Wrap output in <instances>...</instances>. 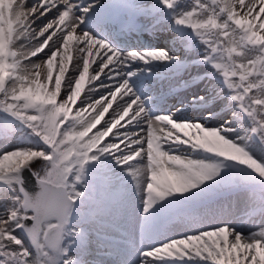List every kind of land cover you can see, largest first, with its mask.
I'll return each instance as SVG.
<instances>
[{
    "label": "snow or ice",
    "instance_id": "6c2138e0",
    "mask_svg": "<svg viewBox=\"0 0 264 264\" xmlns=\"http://www.w3.org/2000/svg\"><path fill=\"white\" fill-rule=\"evenodd\" d=\"M114 2L121 15L104 17L97 22L98 27L136 30L141 26L140 18L154 16L157 7L150 0ZM10 3V7L0 8V111L30 129L46 150L17 145L5 147L0 153V183L8 185L13 193L11 207L0 211V257L4 258L0 264H104L89 259L93 244L90 233L83 226L74 227L72 217L92 186L90 180L107 190L114 204L121 208L128 205L132 194L124 186L123 176L112 170L111 161L131 177L145 205L146 219L139 246L116 224H105L123 238L105 236L112 245L106 246L104 255L120 257L119 264H264V226L249 235L228 225L215 226L142 250L154 239L152 210L168 197L199 189L220 176L224 167L222 163L188 159L187 154H172L173 145L202 149L245 166L238 169L241 181L258 186L249 193L248 220L264 221V161L239 146L247 142L243 137L234 141L225 138L236 132L232 122L219 130H207L198 123L174 122L175 113L154 117L131 87L127 72L133 63L167 60L179 64L180 57L166 50L122 52L94 38L83 26L98 7L105 6L104 0ZM179 3L160 0L172 11ZM29 11L31 16L26 22ZM45 18L48 20L42 28L33 27ZM175 22L192 29L208 45L211 54L206 62L220 60L215 67L222 70L232 101L252 122L248 138L256 137L264 144V0H195L193 9L179 14ZM21 34L34 42L23 54L16 46L17 39L23 38ZM222 55L226 57L223 64ZM82 75L90 85L89 98L99 91L98 81L105 92L73 112L77 102L73 105L69 97ZM117 96L120 102L111 117L104 120ZM102 120L103 125L97 128ZM11 135V129H0V138L7 140ZM37 160L45 162L40 172L33 169ZM137 162H143V166ZM93 165L99 167L90 177L89 167ZM25 170L37 177L39 192L34 195L23 186ZM211 191L195 193L193 198ZM0 198L7 199V193ZM179 203L174 200L169 206ZM165 210L162 206L157 212ZM92 223H99L97 212L81 220V225ZM17 230H26L31 237L34 257L26 248L19 251L23 242L14 235ZM135 252H139L138 260ZM128 256L133 258L126 259Z\"/></svg>",
    "mask_w": 264,
    "mask_h": 264
},
{
    "label": "rangeland",
    "instance_id": "374dc122",
    "mask_svg": "<svg viewBox=\"0 0 264 264\" xmlns=\"http://www.w3.org/2000/svg\"><path fill=\"white\" fill-rule=\"evenodd\" d=\"M203 1L204 3H207V0ZM150 2L156 3V0H150ZM183 12H185L184 9ZM177 28V24L175 27H169L166 40H161L163 42L166 41L167 45H163L162 42L160 46L165 47L164 50L168 51L169 55L180 57L182 63L180 62V65L174 63V65L178 66L177 70H175V74H173V69H167L166 76H169L168 78L171 80V84H174L176 87L172 91L181 90L178 87H182L184 92L180 93L179 96L177 95V99L174 101L171 100L167 104V106H170V108L173 109L171 111L172 113L166 114L167 112H165L162 115L171 116L175 113L176 116L174 122L198 123L202 127H206L207 130H219L226 125V122L231 121V126L236 129L233 122V116L236 114L239 107L236 102L231 99L232 92L227 88V85L224 82L222 70H218L215 67V63L218 59L213 60L211 63L206 62L211 54L208 45L199 36V41L196 42L195 38L197 35L192 29L187 27L188 33L184 34L182 29H179L180 32H178ZM100 31L101 33L103 32V30ZM19 43L21 45H24V43H31V45H33L29 40L24 42L20 41ZM150 44L153 45V43ZM145 49L147 52L157 50L156 48L151 49L149 47H145ZM43 56L44 54H42L41 57ZM41 57L35 59L39 60ZM153 62L156 63L157 61ZM155 67L158 68V65ZM148 71L149 69L144 68L142 72L129 78V83L133 90L135 91L138 89L141 95L145 94L147 89L157 81V79H151L148 82L149 85L145 84V79H148V77L151 76L146 73ZM7 79L8 77L6 76V80ZM177 82L178 84H176ZM96 86L99 88V91L89 98L87 93L90 85L86 84L80 101H77V105L73 107V112H75L77 107L85 106L88 99L95 100L100 98V94L105 92V89L100 87V85ZM163 92V96L156 98L158 102L169 93L167 90ZM200 97H204V99L201 100ZM119 102L120 98L117 96L116 101H112L113 106L109 109L108 113L105 114L104 120L111 117L113 110L116 108V104ZM179 102L181 103L179 104ZM105 103H107V101H105ZM152 104L153 105L150 106V108H152L153 111H156L158 108L157 102H153ZM1 113L3 112L0 111V116ZM153 116L160 115L153 114ZM4 118L6 122L5 127L11 129L12 135L7 140L0 139V153H2V150L5 147L11 148L17 145H24L19 140V133H23L21 126L23 124L5 113ZM104 120L101 121V124L97 125V128H100L103 125ZM93 131H95V129H93ZM240 137H243V134L236 129L234 135L226 136L225 138L234 141ZM253 138L256 137H252V139ZM36 139L39 140L41 145L35 144ZM27 141L29 142L27 145L36 150H46V146L38 137H35L34 134H30ZM261 145L262 149L257 152L248 151L244 147V143H240L239 146L248 151L253 158H256L258 161H264V144ZM182 153L187 154L186 158L188 159H204L205 162L209 163H222L224 164V167L221 170L220 176L215 177L212 181H206L199 189H194L189 193L175 194L172 197H168L161 201L160 204L152 210L155 214L153 232L155 230L159 231L157 236L151 241H148L146 247L142 250H148L149 247L160 246L162 243L183 238L186 235H196L202 231L211 230L215 226L228 225L230 228L242 231L245 235H249L253 231L258 230L259 227L263 226L262 221L261 223H255L248 220L247 213L249 211V205L245 200L241 199V194L243 193L242 187H240L233 175L228 171V168H226L227 162L240 166L238 162L228 161L226 158L219 157L214 153H207L202 149L192 150L184 145L172 146V154L181 155ZM44 165V161L37 160L33 165V169L40 172L43 170ZM110 165L114 172L123 176L124 181H126L124 186L130 190L132 194L128 205L121 208L119 205L114 204L109 198L110 193L99 183L90 180L92 186L89 188L88 192L91 196L90 198L85 197L83 204H81V209L86 210V214L84 217H81V211L75 210L72 220H74V227L83 226L90 233L93 244L91 246V255L89 256V259L101 260L104 264H119L120 257L111 258L104 255V253L108 251V247L106 246L112 245V241L105 239V236H112L117 239L123 237H121L120 232H115L112 229L106 228L103 224H116L123 232L127 233L128 239L139 246L141 237L137 227L139 221L145 216V205L142 202L141 196L136 194L135 184L130 179V176L126 175L125 170L116 166L115 161H111ZM141 166H143V162H141ZM98 167L99 166L97 165L89 167L90 177ZM253 175L258 177V174L253 173ZM224 182H226V184ZM13 183H15V181H13ZM117 183L119 186L121 182L118 181ZM218 184L219 187H217ZM207 189H212L209 193L212 195L210 198L205 195L193 198L195 193ZM4 193H7V199L0 198V211H3L5 206L11 207L13 202V193L11 189L8 185L0 183V197H3ZM175 196L179 199H175ZM174 200L180 201L181 203L169 206ZM162 206L165 207L166 210L164 212H157V209ZM93 212L98 213L99 223L81 225V220L87 218ZM260 219L261 218L259 217L256 218V220ZM14 235L23 242V248H20L19 251H23V249L26 248L34 257L36 251L22 230H17L14 232ZM117 247L123 248V245H117ZM77 251H79V249ZM132 258L133 256L126 257V259L129 260ZM134 258L136 260L139 259V252L134 253ZM3 260L4 258L0 257V262ZM168 264H181V262L169 261ZM187 264H195V262H187Z\"/></svg>",
    "mask_w": 264,
    "mask_h": 264
},
{
    "label": "bare ground",
    "instance_id": "6f19581e",
    "mask_svg": "<svg viewBox=\"0 0 264 264\" xmlns=\"http://www.w3.org/2000/svg\"><path fill=\"white\" fill-rule=\"evenodd\" d=\"M14 0H10V2H13ZM93 1V0H92ZM201 2L204 3L203 0H201ZM104 3H107L108 4V8L107 10L109 11H115L114 13H117V14H114L113 15H121V9L117 6H115V2L114 0H104ZM156 3H157V10L155 12V15L154 16H150L148 17V19H144V17H141L140 18V23H142L144 25V29L146 30V35H149V32L150 29L152 28H155V30H157L156 32V36H148V37H151L153 40L156 41V47L158 50H164V47L162 46H159L160 44L159 43V37L161 40H166V37L164 36L165 32L164 30L166 31L167 29H169V27H175L176 25V19L178 18V15L179 14H182L183 13V9L185 11H191L193 9V7L195 6V0L193 1H190V0H180V3L178 4L177 8L175 9V11H172V10H168L166 8L163 7V5L160 4V0H156ZM160 6L162 7L161 9V12H159L158 8H160ZM181 7V8H180ZM106 10L103 9L102 7H98L96 9V12L89 17L88 21L89 22H95V21H99L101 19H103L104 17H107V15L105 14ZM156 18L158 21L156 24H154L155 21L152 20V18ZM48 18H45L44 20L42 21H37V23L33 26L34 28H42L44 26V24H46ZM175 22V23H174ZM181 25H179L178 27H180ZM84 27V30L85 31H89V33L91 35H93L94 38H97V39H103V33H100L99 32V29H102L103 27H93V25L87 23L86 25L83 26ZM186 27V26H185ZM184 28V27H182ZM155 32V31H154ZM194 32V31H193ZM186 33V32H185ZM195 33V32H194ZM196 42L199 41V37L196 36L195 38ZM22 42L24 41H27V39L25 40H21ZM105 41V40H104ZM107 43H109L112 47H114L116 50H119L121 51V49H119V47L117 46V44L115 43V41H105ZM34 43V42H32ZM135 45L133 47H130V51L129 52H132V51H136L138 52V50H142L143 49V45L144 43L142 41H138V42H135L134 43ZM24 46L26 47H30L32 48L33 45H31V43H24ZM132 48V49H131ZM123 52V51H122ZM43 54V53H42ZM41 54V56H42ZM38 58V57H37ZM154 63H150V64H144L143 62L142 63H139V62H136V63H133V65L131 66V68L128 70L127 72V75L129 78L132 77V73H136L138 74L139 72H142L144 70V68H148L149 71L147 72L148 75H152L154 73H157V72H162V70H158L157 71V68H154ZM71 68V66H70ZM70 76L73 75L72 73L69 74ZM78 75V73L76 74ZM90 75H91V70H90ZM104 78L102 77V80ZM148 79H155L153 77H150ZM106 83H111V81H105ZM146 83H148V80L146 79L145 80ZM97 85L99 86L100 85V82L98 81L97 82ZM171 81L170 80H160L158 81L157 84H155L152 88H151V93L150 95L151 96H156L158 95L160 92H163L167 89H169L171 87ZM170 91V90H169ZM137 96L140 97V99H142L144 102H145V107L147 108V110L149 111V113L151 115L154 114V112L152 111L153 109L150 108V103L149 101L144 98L138 90L135 91ZM184 91H176V92H173V93H170L167 98L164 100V102L160 103L159 105L161 106H158V108L156 109V111H160L162 108H163V104L164 105H167L171 99H176L177 95L180 94V93H183ZM186 99V98H185ZM153 102V100H152ZM167 108H165L166 110ZM164 110V112H165ZM170 110L168 109L167 110V113L169 112ZM156 115H161V114H156ZM123 123V122H122ZM138 166L139 167H142L141 166V162H137ZM131 179V177H130Z\"/></svg>",
    "mask_w": 264,
    "mask_h": 264
},
{
    "label": "trees",
    "instance_id": "16d2710c",
    "mask_svg": "<svg viewBox=\"0 0 264 264\" xmlns=\"http://www.w3.org/2000/svg\"><path fill=\"white\" fill-rule=\"evenodd\" d=\"M219 62H220V60L218 59L216 64ZM233 122H234V125H235L236 129L238 130V132H242L244 139L247 141L246 143H244V147L248 151L257 152V151L262 149L261 142L259 141L258 138L252 139V137H251V138L247 139L248 130L252 127V122L247 118V116H245L240 111V109H238L236 114L233 116ZM1 125H2V122H0V129L2 128ZM226 168H228V171L233 175L236 182L240 185V187H242L243 193L241 194L242 196L240 195L241 199L245 200V202H247V204L250 206L249 193L253 190L258 189V186L254 185V184H246V183L241 181L240 178H241L242 173L240 171H238L239 168H242L241 166L227 162ZM247 171H249V170H247ZM80 206L81 205L78 204V206H77L78 210L81 208ZM262 224L264 226V221H262Z\"/></svg>",
    "mask_w": 264,
    "mask_h": 264
},
{
    "label": "clouds",
    "instance_id": "9594fccd",
    "mask_svg": "<svg viewBox=\"0 0 264 264\" xmlns=\"http://www.w3.org/2000/svg\"><path fill=\"white\" fill-rule=\"evenodd\" d=\"M11 3L10 0H0V8H7L10 7ZM31 16V11H29L25 17V20L27 22V20L30 18ZM21 37L23 38H18L17 39V50L20 51L22 54L23 53H27L28 48L24 45H21L19 42L21 40H25L28 38L26 36H24V34H21ZM226 59V57H224L223 55L221 56V63L223 64V61ZM87 71V69H86ZM87 84V81L85 80L84 76L82 75L75 84V88L73 89L72 95L69 97V100L73 102V105L75 104V102H77L79 100V97L82 95L84 88ZM101 102H97V105H99ZM89 107H92V111L95 112L96 111V107H93L92 105H89ZM85 112H87V109L84 110ZM107 109H105V112L101 113V116H103L106 113ZM77 115H80L79 113Z\"/></svg>",
    "mask_w": 264,
    "mask_h": 264
},
{
    "label": "water",
    "instance_id": "95a60500",
    "mask_svg": "<svg viewBox=\"0 0 264 264\" xmlns=\"http://www.w3.org/2000/svg\"><path fill=\"white\" fill-rule=\"evenodd\" d=\"M22 181H23V186L25 187L26 191H28L31 194H36L39 192V184L37 181V177L35 175H33L32 171H27L25 170L22 173ZM25 235L29 238V240L31 241L33 247L35 248L33 241L31 239V237L28 235L26 230H22ZM36 250V249H35Z\"/></svg>",
    "mask_w": 264,
    "mask_h": 264
}]
</instances>
